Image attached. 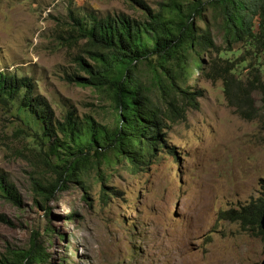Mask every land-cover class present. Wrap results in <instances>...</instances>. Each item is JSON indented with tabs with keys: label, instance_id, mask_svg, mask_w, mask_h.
<instances>
[{
	"label": "rangeland",
	"instance_id": "1",
	"mask_svg": "<svg viewBox=\"0 0 264 264\" xmlns=\"http://www.w3.org/2000/svg\"><path fill=\"white\" fill-rule=\"evenodd\" d=\"M145 1L155 8L160 0ZM132 4L0 0V71L30 76L56 117L71 106L77 115L109 121L102 94L67 80L77 70L74 56L82 41L74 44L61 36H68L72 14L139 15ZM216 35L223 45L221 34ZM193 79L203 90L199 107H190L185 120L164 129L174 154L165 147L134 169L116 163L103 168L102 178L90 168L84 173L85 189L73 180L45 202L47 216L33 198L31 153L17 132L22 124L14 110L0 103V173L22 199L17 206L0 196V215L11 221H0V255L8 247H27L36 233L50 255L48 264L60 263L63 255L65 264H259L264 237L219 214L261 196L264 127L226 104L220 80L199 70ZM253 98L260 107L261 93ZM47 225L63 233L64 240L47 235Z\"/></svg>",
	"mask_w": 264,
	"mask_h": 264
},
{
	"label": "trees",
	"instance_id": "2",
	"mask_svg": "<svg viewBox=\"0 0 264 264\" xmlns=\"http://www.w3.org/2000/svg\"><path fill=\"white\" fill-rule=\"evenodd\" d=\"M132 1L137 16L122 11L72 14L68 36H61L74 44L82 41L74 56L77 70L67 80L102 94L109 121L77 115L71 106L56 117L30 76L0 71V103L14 110L22 124L17 132L31 153L33 198L46 216L45 202L57 190L73 180L85 189L84 173L90 168L102 178L103 168L116 163L134 169L165 147L174 154L164 129L185 120L190 107H199L203 90L193 79L196 70L221 81L226 104L237 115L257 118L264 127V0H160L155 8L145 0ZM216 33L223 45L216 42ZM254 92L261 93L260 107ZM260 188L258 198L219 215L264 237L259 223L264 180ZM0 196L22 205L2 173ZM0 221L11 224L2 214ZM44 232L65 238L52 225ZM35 234L27 247L6 248L0 264H48L50 255ZM65 263L63 255L58 264Z\"/></svg>",
	"mask_w": 264,
	"mask_h": 264
},
{
	"label": "water",
	"instance_id": "3",
	"mask_svg": "<svg viewBox=\"0 0 264 264\" xmlns=\"http://www.w3.org/2000/svg\"><path fill=\"white\" fill-rule=\"evenodd\" d=\"M260 227L261 229L264 231V211L263 213L261 214V217H260ZM259 264H264V257L261 259L260 263Z\"/></svg>",
	"mask_w": 264,
	"mask_h": 264
}]
</instances>
